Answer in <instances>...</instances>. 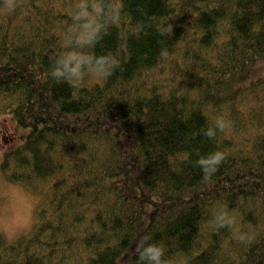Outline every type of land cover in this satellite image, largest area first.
<instances>
[{"label":"trees","instance_id":"obj_1","mask_svg":"<svg viewBox=\"0 0 264 264\" xmlns=\"http://www.w3.org/2000/svg\"><path fill=\"white\" fill-rule=\"evenodd\" d=\"M263 61L264 0H0V176L36 200L0 264H264Z\"/></svg>","mask_w":264,"mask_h":264},{"label":"rangeland","instance_id":"obj_2","mask_svg":"<svg viewBox=\"0 0 264 264\" xmlns=\"http://www.w3.org/2000/svg\"><path fill=\"white\" fill-rule=\"evenodd\" d=\"M251 70V77L259 74L264 70V61L258 63ZM23 136L24 131L15 124L13 118L7 113H1L0 159L3 151L21 143L24 139ZM35 202V196L21 185L8 182L0 176V232L8 240H15L30 230ZM131 252L129 251L128 255Z\"/></svg>","mask_w":264,"mask_h":264},{"label":"clouds","instance_id":"obj_3","mask_svg":"<svg viewBox=\"0 0 264 264\" xmlns=\"http://www.w3.org/2000/svg\"><path fill=\"white\" fill-rule=\"evenodd\" d=\"M59 75V73H54ZM221 128L223 125H219ZM207 136L212 137L215 135L212 129H209L206 133ZM224 160V153L222 151H215L210 153L206 157H201L198 160V164L203 168L205 177L207 178L216 170L219 164ZM137 251L142 261H147V264H165L162 259L164 255V249L162 245L156 243H146V238H142L137 245Z\"/></svg>","mask_w":264,"mask_h":264}]
</instances>
